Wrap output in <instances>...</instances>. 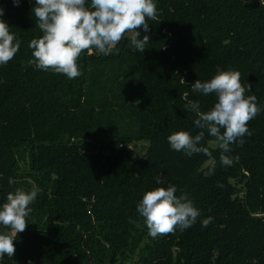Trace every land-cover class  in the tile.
I'll return each mask as SVG.
<instances>
[{"label": "trees", "instance_id": "trees-1", "mask_svg": "<svg viewBox=\"0 0 264 264\" xmlns=\"http://www.w3.org/2000/svg\"><path fill=\"white\" fill-rule=\"evenodd\" d=\"M155 3L157 20L139 30L150 36L143 53L125 35L110 55L83 52L82 74L69 79L27 63L30 41L42 35L35 0H0V19L21 41L0 65V205L30 181L41 189L15 255L0 264H264V0ZM218 66L241 73L261 111L243 145L230 146V167L205 131L201 144L216 159L206 175L207 156L174 151L167 137L200 131L184 107L198 100L201 111L211 109L215 95L193 93L191 84ZM141 143L149 148L139 157ZM168 185L201 215L184 231L152 238L136 206Z\"/></svg>", "mask_w": 264, "mask_h": 264}, {"label": "clouds", "instance_id": "clouds-1", "mask_svg": "<svg viewBox=\"0 0 264 264\" xmlns=\"http://www.w3.org/2000/svg\"><path fill=\"white\" fill-rule=\"evenodd\" d=\"M15 6L19 0H13ZM36 26L42 35L30 41L32 59L27 63L35 68L63 74L75 79L82 73L78 59L85 51L112 54L115 46L130 34L131 47L143 53L150 40L149 35L141 38L140 29L149 32V20H157L155 0H35L32 8ZM4 14L0 7V17ZM21 41L10 31L9 24L0 19V65H6L19 51ZM193 93L204 96L214 94L216 102L208 111H201L200 101L188 100L184 110L197 117L195 126L200 129L196 135L188 131H177L170 134L167 140L172 150L183 152L185 156L203 153L208 157L206 175L215 172L216 159L208 147L201 142L205 131L214 137V145L221 150L220 164L232 166L234 160L228 153L232 144L243 145V137L251 135L248 123L261 111L257 97L251 93V85L241 83V73L237 70H221L208 81L197 79L191 84ZM187 97V93H185ZM223 129V131H221ZM8 183L15 184L9 177ZM30 190L17 188L9 192L6 202L0 205V259L5 255H15L14 241L18 233L26 230L29 224L26 218L32 211L30 205L36 200L41 189L32 183ZM158 185L163 184L156 178ZM174 185L156 187L146 191L136 206L152 238L167 235L177 229L184 231L192 227L201 213L186 194L177 196ZM212 217L201 221V227H207Z\"/></svg>", "mask_w": 264, "mask_h": 264}, {"label": "water", "instance_id": "water-1", "mask_svg": "<svg viewBox=\"0 0 264 264\" xmlns=\"http://www.w3.org/2000/svg\"><path fill=\"white\" fill-rule=\"evenodd\" d=\"M148 148H149V145L147 143H141L139 145V151H138L137 155L139 157H142L146 153V151L148 150Z\"/></svg>", "mask_w": 264, "mask_h": 264}, {"label": "rangeland", "instance_id": "rangeland-1", "mask_svg": "<svg viewBox=\"0 0 264 264\" xmlns=\"http://www.w3.org/2000/svg\"><path fill=\"white\" fill-rule=\"evenodd\" d=\"M126 35H127L128 37H130V34H126ZM210 145H211L212 147H214V148L216 147L212 141H211ZM134 150H135V153L137 154L138 151H139V146H135V147H134Z\"/></svg>", "mask_w": 264, "mask_h": 264}]
</instances>
